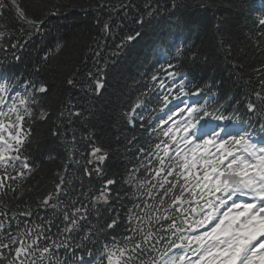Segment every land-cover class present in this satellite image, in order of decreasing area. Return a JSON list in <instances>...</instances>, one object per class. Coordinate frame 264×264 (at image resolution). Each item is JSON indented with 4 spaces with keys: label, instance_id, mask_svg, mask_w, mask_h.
Segmentation results:
<instances>
[{
    "label": "snow or ice",
    "instance_id": "1",
    "mask_svg": "<svg viewBox=\"0 0 264 264\" xmlns=\"http://www.w3.org/2000/svg\"><path fill=\"white\" fill-rule=\"evenodd\" d=\"M172 7L179 6L174 3ZM5 9L9 14L16 13L21 36L31 35L23 24L39 29L45 22L29 16L18 0H0V15ZM58 14V8L46 13ZM159 14L158 9L146 5V11L134 22L143 28L145 17L150 23ZM259 25L264 32V18L259 19ZM103 29L111 33L108 22ZM141 35L137 29L117 49L122 51ZM12 47L17 48L18 43ZM61 47L57 44L56 50ZM114 54L119 55V51ZM100 55L99 51L95 53L96 57ZM196 56L192 53L189 58L195 61ZM181 57L183 50L177 47V63L161 65L163 75L153 74L146 90L125 113L127 122L133 124L136 110L143 106L142 98L154 93L161 105L160 112L168 109L167 119L160 121L157 137L162 135L166 139L150 150L139 149L138 167L127 169V177L122 178L124 184L135 190L125 195L142 193L140 202L128 209L122 239L115 235L122 223L120 209L115 206L120 201H113L112 186L118 180L108 175L104 167L108 153L95 143L91 132L81 135L85 147L80 149L76 146L75 130L72 131L68 162L63 173H56L58 180L53 181L52 190L34 198L26 195L37 189L24 188L36 171L25 152L31 143L33 125L52 118L51 110L42 103L50 88L43 82L28 81L22 94L16 90V83L0 84V264H264V144L253 142L247 128H229L228 124L251 123L250 119L236 118L241 101L232 106L218 101L216 93L205 95L211 85L191 84L188 75L179 71ZM233 68L238 70L235 64ZM96 71L101 75L87 73L90 83L86 91L99 95L106 74L101 69ZM77 74L78 70L67 78L68 86H77ZM257 87L251 93L256 99L245 102L250 114H264V75ZM182 97H200L205 102L189 104ZM173 101L179 104L169 108ZM226 107H232L233 115L226 114ZM66 113L69 124L73 117L83 115L64 108L58 119L63 120ZM139 119L143 121L144 116ZM209 120L228 123L207 127ZM261 130L264 131V123ZM152 131L156 132V128ZM52 135L63 134L54 128ZM135 140L133 136L128 144ZM77 152L84 159L82 174L89 178L87 192L83 190L82 177L77 189L67 176L68 163L81 164L80 159H75ZM140 169H144V178L136 174ZM93 175L99 188L91 186ZM154 191L159 194L154 195ZM144 194L148 199H144ZM40 211L44 215L33 221ZM20 217L28 219L19 220ZM153 252L157 255L152 256Z\"/></svg>",
    "mask_w": 264,
    "mask_h": 264
},
{
    "label": "trees",
    "instance_id": "2",
    "mask_svg": "<svg viewBox=\"0 0 264 264\" xmlns=\"http://www.w3.org/2000/svg\"><path fill=\"white\" fill-rule=\"evenodd\" d=\"M18 3L29 16L45 22L39 29H29L23 24L31 35L21 36L16 13L9 14L5 9L0 15V79L2 83L18 84L16 90L22 94L28 81L46 83L50 92L42 103L52 114L49 121H37L32 128L31 143L25 155L30 157L29 162L36 166V171L24 183V188L36 186L37 190L26 195L34 198L52 190L53 181L58 180L56 173H63L68 162L72 131L75 130L76 146L80 149L85 147L81 135L91 132L95 143L108 153L104 164L108 175L118 180L112 186L113 201H120L115 206L120 209L122 220L115 230L117 239L125 234L128 209L133 203H139L142 195H125L135 190L124 184L122 178L127 177V169L138 167L139 149L150 150L162 140L161 136L157 138L160 131L153 122V115L161 106L155 93L142 98L143 106L136 110L133 124L127 122L125 113L146 90L151 76L157 72L163 75L161 65L177 63V47L183 50L179 71L188 75L191 84H210L211 90L205 94L216 93V99L226 105L237 106L236 101H241L237 106L239 117L247 114L260 122L264 119L260 112L248 114L245 107L246 101L256 99L251 93L258 90L259 80L264 75L255 71L264 69V32L259 25V19L264 18V0H212L211 3L209 0H18ZM174 3L179 7L174 9ZM146 5L158 9L160 14L151 18L150 23L145 17L141 28L134 21L146 11ZM57 8L58 15H46ZM105 22L111 25V33H105ZM137 29L142 35L122 51L117 49V45ZM17 43L18 47L13 48L12 44ZM57 44L62 45L60 51L56 50ZM97 51L101 53L99 57L95 56ZM117 51L119 55L114 54ZM192 53L197 54L195 61L189 58ZM234 64L238 70L233 68ZM97 69L106 74L99 95L86 91L90 83L87 73L100 76ZM77 70V86L70 87L67 78ZM247 80L251 82L245 83ZM64 108L83 115L73 117L69 124L67 113L63 120L58 119ZM226 110L233 113L232 107ZM140 115L144 116L143 121ZM54 128H59L63 135L53 136ZM133 136L136 140L129 145L128 140ZM75 159H80L81 164L68 163V179L79 189L82 177L83 190L87 192L90 185L89 178L82 174L84 159L79 152ZM153 163L158 162L153 160ZM136 174L144 178V169ZM91 180V186L100 187L95 175ZM153 194L159 193L154 191ZM144 199H148L146 194ZM42 215V211L38 212L33 221Z\"/></svg>",
    "mask_w": 264,
    "mask_h": 264
},
{
    "label": "rangeland",
    "instance_id": "3",
    "mask_svg": "<svg viewBox=\"0 0 264 264\" xmlns=\"http://www.w3.org/2000/svg\"><path fill=\"white\" fill-rule=\"evenodd\" d=\"M177 104H179V101H178L175 105H177ZM162 117H164V116H162ZM166 119H167V118H166ZM175 119L179 120L180 118L176 117ZM171 123H172V122L169 121V125H170ZM163 127H164V128H167L168 125H164Z\"/></svg>",
    "mask_w": 264,
    "mask_h": 264
}]
</instances>
